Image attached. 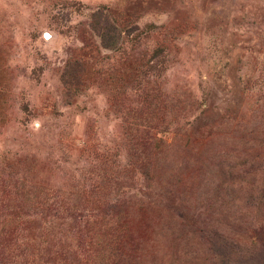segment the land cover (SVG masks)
I'll list each match as a JSON object with an SVG mask.
<instances>
[{
  "label": "rangeland",
  "instance_id": "obj_1",
  "mask_svg": "<svg viewBox=\"0 0 264 264\" xmlns=\"http://www.w3.org/2000/svg\"><path fill=\"white\" fill-rule=\"evenodd\" d=\"M0 264H264V0H0Z\"/></svg>",
  "mask_w": 264,
  "mask_h": 264
},
{
  "label": "trees",
  "instance_id": "obj_2",
  "mask_svg": "<svg viewBox=\"0 0 264 264\" xmlns=\"http://www.w3.org/2000/svg\"><path fill=\"white\" fill-rule=\"evenodd\" d=\"M138 138L140 140V144L143 147L155 144V138L153 134L150 133V131L147 129L141 130V133H139Z\"/></svg>",
  "mask_w": 264,
  "mask_h": 264
},
{
  "label": "water",
  "instance_id": "obj_3",
  "mask_svg": "<svg viewBox=\"0 0 264 264\" xmlns=\"http://www.w3.org/2000/svg\"><path fill=\"white\" fill-rule=\"evenodd\" d=\"M44 36H45L46 38H49V37H50L48 34H45Z\"/></svg>",
  "mask_w": 264,
  "mask_h": 264
}]
</instances>
